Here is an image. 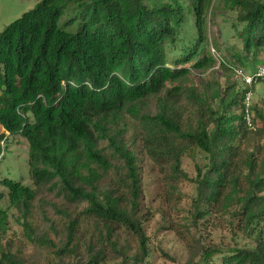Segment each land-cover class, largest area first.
<instances>
[{"label":"trees","instance_id":"1","mask_svg":"<svg viewBox=\"0 0 264 264\" xmlns=\"http://www.w3.org/2000/svg\"><path fill=\"white\" fill-rule=\"evenodd\" d=\"M213 1L39 0L0 31V125L27 140L25 169L39 189L49 186L66 203L86 205L82 222L92 221L93 236L84 241L87 261L79 264H145L151 254L139 215L143 179L136 148L174 197L181 182L194 183L189 222L170 226L191 248L185 264H264V112L252 106L254 128L244 120L246 92L257 82L248 86L240 75L241 89L176 84L191 67L218 63L208 32ZM225 5L236 11L242 42L241 50L229 52V63L256 62L264 54V0ZM183 95L193 111L180 104ZM155 96L151 113L146 107ZM123 113L133 116L131 127H120ZM184 157L203 159L195 176L183 170ZM3 183L26 217L35 190L22 181ZM57 211L68 215L59 245L27 217L23 226L28 238L57 249L64 262L60 255L79 247L80 218ZM216 215L249 230L255 245L199 244L192 229ZM7 216L0 207V232ZM120 226L135 236V246L123 241ZM0 264L23 262L0 248Z\"/></svg>","mask_w":264,"mask_h":264},{"label":"rangeland","instance_id":"2","mask_svg":"<svg viewBox=\"0 0 264 264\" xmlns=\"http://www.w3.org/2000/svg\"><path fill=\"white\" fill-rule=\"evenodd\" d=\"M39 0H0V31L9 23L20 17L24 12L31 9ZM208 21V32L210 37V48L216 49L215 55L219 59L224 58L225 64L216 62L207 69H197L191 67L190 74L181 83L189 88L204 90L205 85L235 86L241 89L243 82L234 71V67L244 74L253 73L264 62L262 54L256 62H246L245 65H232L229 52L241 50L242 42L238 35L236 25V11L225 5V0H214ZM170 57L174 52L167 50ZM227 65L231 67H227ZM190 67L191 64H187ZM171 86V84H169ZM191 99L183 95L180 104L189 110H194L195 106L190 103ZM253 106L264 112V84L257 82L253 86ZM158 97H153L148 101L147 111L155 113L157 110ZM216 104V102H214ZM120 127H131L133 116L123 113L119 116ZM4 138L0 140L1 151L4 155L0 161V207L7 211V227L0 232V248L10 251L17 255L23 264H79L87 261L85 240L93 236L92 221L82 222L86 218L83 211L86 207L84 203L68 204L51 190L49 186L40 188L35 185L25 169L28 156L29 145L21 135H9L4 127L0 125V135ZM139 146V141L136 142ZM135 151L139 157L140 170L143 179V193L140 199L139 215L143 220L144 229L148 237L151 254L147 257L145 264H185L191 257V248L180 238L172 224H186L188 221L191 198L195 193L194 183L183 181L179 184V196H173L171 191L164 183L165 180L153 165V163L142 154L139 148ZM203 159H192L184 157L182 168L190 176H195L197 164H202ZM7 181H22L23 184L32 187L36 196L30 206V213L26 216L33 228L39 234H46L52 241L59 245L64 241L68 215L62 214L57 209L79 214L80 225L75 230L76 241L79 244L76 253L64 251L60 261L59 255L55 253L57 249L48 245H40L33 242L25 234L23 222L26 218L22 209L13 205L9 199L8 186L3 183ZM82 212V213H81ZM74 214V215H75ZM193 234L198 243L205 245H220L222 247H249L254 246L253 235L244 231L235 220L229 215H216L209 217L207 221H202L199 227L193 228ZM123 241L127 240L133 246L137 244L136 238L132 233L127 232L126 228H118ZM78 240V239H77ZM96 243V241H95ZM72 248V246H70ZM107 250H109L107 248ZM133 250L131 253H133ZM103 264H118L116 260H106Z\"/></svg>","mask_w":264,"mask_h":264},{"label":"built area","instance_id":"3","mask_svg":"<svg viewBox=\"0 0 264 264\" xmlns=\"http://www.w3.org/2000/svg\"><path fill=\"white\" fill-rule=\"evenodd\" d=\"M212 50L214 51V56L217 58L219 62L218 56L215 55V49H212ZM234 71L237 76H240V75L242 76L243 81L248 86H252L256 82H261L264 84V62L253 73L244 74L238 69H234ZM252 98H253V92L250 89L246 92V95L244 98V120L249 128H254V119H253V115L251 111V108L253 106ZM2 156L3 154H0V160Z\"/></svg>","mask_w":264,"mask_h":264}]
</instances>
